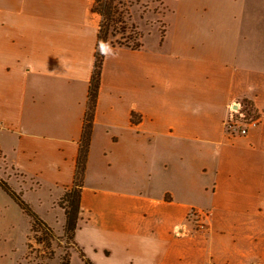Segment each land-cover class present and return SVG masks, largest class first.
I'll use <instances>...</instances> for the list:
<instances>
[{
	"label": "crops",
	"instance_id": "0c3cea01",
	"mask_svg": "<svg viewBox=\"0 0 264 264\" xmlns=\"http://www.w3.org/2000/svg\"><path fill=\"white\" fill-rule=\"evenodd\" d=\"M157 1L163 34L131 11L141 48H106L69 264H86L80 251L92 264H264V67L240 51L264 49V0ZM93 4L0 0V177L55 235L98 43ZM242 100L260 122L229 137ZM8 199L28 222L21 251L0 233V264H20L30 220ZM192 208L208 213L204 231L191 232Z\"/></svg>",
	"mask_w": 264,
	"mask_h": 264
},
{
	"label": "trees",
	"instance_id": "16d2710c",
	"mask_svg": "<svg viewBox=\"0 0 264 264\" xmlns=\"http://www.w3.org/2000/svg\"><path fill=\"white\" fill-rule=\"evenodd\" d=\"M121 4L122 0H94L92 6V11L97 13L101 17L99 32H98V43L95 52L94 67L91 75V79L88 87V99L87 106L84 115V121L82 126V133L79 140L78 156L76 159V170L74 174V180L72 185L65 189L62 196L58 201L59 207L64 210L65 223L63 226L64 236L73 243L74 234L78 226V220L81 213V194L84 186V177L86 172L88 153L90 149L91 135L94 123V112L96 108L98 90L101 82L102 65L104 61L105 51L109 45L116 46L113 42L109 41V37H115V27L114 24L120 22L125 24L122 18V12L118 11L116 4ZM117 15V17L115 16ZM112 27V28H111ZM134 26L132 25V28ZM111 28V29H110ZM126 26L121 28V33L125 32ZM163 34V32H162ZM136 40L133 44L126 42H117V46H127L133 50H138L141 48L140 41L138 40V33L135 32ZM124 33L122 34V38ZM127 39H132V36L125 37ZM140 117L137 118L132 115V122L138 123ZM0 188L4 193H6L22 210V212L30 220V232H36V229H41L44 233V237L38 238L37 242L39 244H46L49 247L51 242L56 238L54 231L50 226L32 209L30 204H28L23 198L21 192H16L10 185L0 180ZM80 257L86 264H92L80 251ZM70 253L68 252L65 258L62 259L60 264H69Z\"/></svg>",
	"mask_w": 264,
	"mask_h": 264
},
{
	"label": "rangeland",
	"instance_id": "374dc122",
	"mask_svg": "<svg viewBox=\"0 0 264 264\" xmlns=\"http://www.w3.org/2000/svg\"><path fill=\"white\" fill-rule=\"evenodd\" d=\"M118 11L122 12L123 21L125 24L117 22L114 24L116 36L109 37V41L117 45V42H126L133 44L136 29L132 28L131 11H137L138 16H141L147 23V28L152 25H156L160 33L162 34L161 14L166 10L167 5L157 0H122L121 4L115 3ZM117 17V15H115ZM126 26L124 37L122 38L121 28ZM112 28V27H111ZM110 28V29H111ZM127 36H132V39L125 40ZM243 63L249 65H258L264 67V49H242ZM21 181V178L16 177ZM0 180L5 181L0 177ZM6 182V181H5ZM10 198L6 193L0 199V233L2 239L5 240V244L15 247L13 249L22 250L24 248V230L27 228V219L21 215L19 209L16 207H8L7 203ZM6 198V199H5ZM11 199V198H10ZM36 232H30L28 235L26 253L23 256L20 264H48L46 258H55L59 256L62 261L66 254L72 248L71 242L64 236V234L56 235V238L51 242L49 247L46 244H39L38 238L44 237V233L41 229H36ZM60 261V263H61Z\"/></svg>",
	"mask_w": 264,
	"mask_h": 264
},
{
	"label": "built area",
	"instance_id": "2783aa9c",
	"mask_svg": "<svg viewBox=\"0 0 264 264\" xmlns=\"http://www.w3.org/2000/svg\"><path fill=\"white\" fill-rule=\"evenodd\" d=\"M260 115L248 100L237 102L229 107V112L223 122L225 134L229 137L246 136L248 132L258 126ZM187 221L192 225L191 232H201L206 229L208 213L192 208L188 211ZM182 228L178 234H182ZM187 233V232H184Z\"/></svg>",
	"mask_w": 264,
	"mask_h": 264
}]
</instances>
